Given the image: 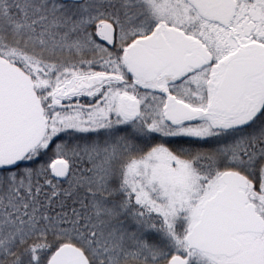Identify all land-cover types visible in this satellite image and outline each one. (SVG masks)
<instances>
[{
	"label": "snow or ice",
	"instance_id": "snow-or-ice-1",
	"mask_svg": "<svg viewBox=\"0 0 264 264\" xmlns=\"http://www.w3.org/2000/svg\"><path fill=\"white\" fill-rule=\"evenodd\" d=\"M0 264H264V0H0Z\"/></svg>",
	"mask_w": 264,
	"mask_h": 264
}]
</instances>
